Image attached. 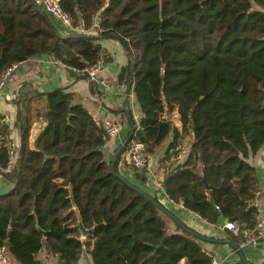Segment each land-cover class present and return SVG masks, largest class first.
Listing matches in <instances>:
<instances>
[{"label":"trees","instance_id":"obj_1","mask_svg":"<svg viewBox=\"0 0 264 264\" xmlns=\"http://www.w3.org/2000/svg\"><path fill=\"white\" fill-rule=\"evenodd\" d=\"M60 3L73 25L83 20L86 30L99 14V32L65 35L42 2L37 6L33 0H0V74L44 54L80 69L101 56L106 64L112 55L101 41L117 42L128 58L118 74L119 84L134 89L142 111L131 141H144L147 154L158 157L173 135L160 158L166 176L176 169L164 185L169 198L219 224L215 205L245 234L252 232L260 222L261 187L248 159L264 146V0ZM165 71L175 80L163 78L161 95L165 101L177 100L182 131L172 120L158 117L161 107H154L148 93V81L156 73L164 77ZM90 87L92 93H101L93 79ZM33 99L44 103L39 111L33 112ZM73 101L74 94L65 87L31 98L18 93L19 155L11 172L3 170L8 127L0 134V171L14 183L11 191L0 195V247L7 246L22 264H43L37 255L45 248L58 257V264H76L86 248L93 264H181L182 260L212 264L200 243L202 236L120 170L131 141L117 148L112 168L103 151L109 139L103 127L83 104ZM38 118L46 124L32 146L31 131ZM188 132L192 142L186 159L173 160ZM125 166L137 181H147L146 169L133 168L128 160ZM204 174L211 189L201 182ZM58 178L73 189L84 213L102 207L108 212L105 223L85 240L75 235L80 228L66 221L69 192L63 186L52 187ZM170 222L176 231L170 230Z\"/></svg>","mask_w":264,"mask_h":264},{"label":"crops","instance_id":"obj_2","mask_svg":"<svg viewBox=\"0 0 264 264\" xmlns=\"http://www.w3.org/2000/svg\"><path fill=\"white\" fill-rule=\"evenodd\" d=\"M39 3L42 0H37ZM52 22L56 25L58 30L62 34H70L74 32H85L91 35L97 34L100 28V16L94 18L93 26L86 30L83 20H80L76 26L72 28L63 25L55 18L50 16ZM102 46L112 55V61L106 63L103 69L98 73L97 78L93 79L97 89L101 91L100 94H94L91 91L90 77L79 76L72 69L65 64L57 63L51 56L44 54L40 56L28 59L25 62L19 64L18 68L12 73L7 84L0 92V134L3 131V127H8V138L20 142V134L16 127V121L18 117V105L15 103V99L18 93L21 91L26 97H33L37 93H48L60 87L68 88V91L74 94V103L83 104L89 112L93 115L94 119L101 123L103 126H107L108 123H118L120 126L119 132L110 136L105 144L103 151L105 159L107 161L116 158L120 145H123L125 140L129 137L132 130V123L138 126L136 118H142V111L136 93L133 88L125 84H119L118 74L122 66L128 62L127 55L122 46L112 40H102ZM164 74L156 73L148 81V93L154 107L160 106L158 117L162 120H172L176 127L182 131V122L179 118L178 102L175 99L165 101L161 95V85L163 78L166 81L172 82L175 80V76L169 71H165ZM107 80L111 83L110 88L106 87L103 83ZM127 104V108L126 107ZM44 105L38 99H33L30 106L33 107V112L39 111ZM46 122L43 119H35L31 131V145L33 146L34 140L38 133L44 127ZM173 135L170 136L169 141L164 145V148L159 152L158 157H153V165L150 170H147V181L142 182L135 179V175L131 168H126L125 162L128 160L129 150L122 155V159L119 163V168L122 173L127 172L129 178L133 182H137L138 185L143 188L147 193L157 196L160 203L164 206L166 211L178 219L180 222L187 226L194 232H197L202 236L200 243L203 249L211 253L220 263H239L242 259L238 249L228 242H233L238 245L244 252L248 261L253 264H261L264 262V243L258 245L248 244L241 236L235 237L237 233L232 232L228 228H221L219 224H214L203 219L198 213L186 208L182 203H176L166 193L163 183L166 176V167L164 162L160 161L166 152L169 143L172 141ZM192 142V134L187 133L182 140L179 150L183 145H188ZM176 156L172 158L175 160ZM186 157L183 159V161ZM248 161L256 168L257 177L260 183L261 191L257 200L259 201L260 208H264V146L260 151L252 155ZM163 163V164H162ZM52 187L57 189L64 187L69 192L68 202L65 207L64 216L66 221L72 226L77 227L79 222L78 211L82 214L84 224L86 228H93L96 224L105 223L108 216V212L105 208H98L93 211H83L82 205L78 199L75 200L73 189L70 186L64 184L63 178H58L52 181ZM14 187V183L8 179L0 171V195L6 194ZM77 198L78 194H77ZM99 209H102L101 214ZM98 211V212H95ZM172 231L177 230V226L174 222H170ZM79 229V228H78ZM94 230V229H92ZM91 230V231H92ZM75 235L82 240L87 238L82 236L80 229L75 232ZM235 237V238H234ZM37 257L43 262V264H58V257L55 256L50 250L45 248L38 253ZM12 264H22L11 254ZM76 264H93L89 249H85L80 256V259ZM181 264H185V260L181 261Z\"/></svg>","mask_w":264,"mask_h":264},{"label":"built area","instance_id":"obj_3","mask_svg":"<svg viewBox=\"0 0 264 264\" xmlns=\"http://www.w3.org/2000/svg\"><path fill=\"white\" fill-rule=\"evenodd\" d=\"M43 6L45 10L57 21L61 22L63 25L72 28L73 21L70 14L64 10L62 7L60 0H42ZM105 6L108 5L109 0H104ZM56 61V60H55ZM57 63L62 64L59 61ZM105 65V58L101 56L98 60L92 64L88 65L87 67L80 69L73 66H69L72 71L76 74L85 75L86 73L89 74L91 79L97 78L98 73L103 69ZM19 63H15L10 67L3 70L0 74V92L3 90L4 86L7 84L8 80L10 79L12 73L18 68ZM103 83L106 87L111 86V83L107 80H104ZM140 118H136V121L139 125ZM98 124L102 125L101 123L97 122ZM103 126V125H102ZM107 132L108 136H114L119 132L120 126L118 123H108L107 126H103ZM8 161L6 166L4 167L5 172H11L15 167L17 160H18V148L19 145L15 140L8 141ZM188 145L181 147L176 155V160H183L185 154L188 152ZM128 161L133 168L137 169H146L150 170L153 165V158L146 152V144L142 140H132L130 143L129 154H128ZM259 215H260V222L255 227V229L246 234V242L251 245H258L264 243V208L261 209L259 203L257 202ZM234 233H238L239 227L233 223H227V227ZM208 253V252H207ZM208 255L212 258V264H220V262L211 254ZM0 264H12L11 263V254L7 246L0 247Z\"/></svg>","mask_w":264,"mask_h":264},{"label":"water","instance_id":"obj_4","mask_svg":"<svg viewBox=\"0 0 264 264\" xmlns=\"http://www.w3.org/2000/svg\"><path fill=\"white\" fill-rule=\"evenodd\" d=\"M33 1L35 2V4H36L37 6L40 5V3H39L37 0H33ZM162 71H164V69H163ZM85 75L89 77V74H88V73H86ZM191 123H193V122L191 121ZM101 126H102V125H101ZM102 127H103V126H102ZM103 129H104V131H105V133H106V135H107V132H106V130H105L104 127H103ZM135 131H136V125H135L134 123H132L131 134H130L129 137L125 140V142H124V144H123L122 146L127 145V144L131 141V138H132V136L134 135ZM107 136H108V135H107ZM108 138H110V137L108 136ZM117 154H118V153H117ZM115 161H116V158H114L113 161H112V168L114 167ZM175 171H176V169H175V168H172L171 172H170V173L164 178L163 182H164V185H165V186L167 185L168 180L170 179V177H172V176L175 174ZM121 178H122L124 181L129 182L125 177L121 176ZM201 182H202V183H205L207 189H211V188H212V186H211L210 184H208V182H207V178H206L205 174H204L203 178L201 179ZM213 207H214V210H215L216 214L218 215V223H219V226H220L221 228H226V227H227V223H229V222H231V221L228 220L227 218H225V217L221 214V212H220V210L218 209L217 206L214 205ZM161 208H164V207L161 206ZM78 214H79V222H78V224H77V227L80 228L81 233H82V236H83V237H86V236L89 234V232H91L92 229H95V228L97 227V224H96L93 228H86V226H85L84 223H83L82 215H81V213H80L79 211H78ZM238 234L242 237L243 240H246V234H245L244 231H242V230L239 229V230H238ZM165 241H166V238H165L164 241L161 243V245H159V246L156 247V249H158L159 247L163 246V245L165 244ZM228 243H229V244H232L236 249H238V251H239V253H240V255H241L243 261L245 262V264H253V263H251L250 261L247 260V258H246V256H245L243 250H242L238 245H236V244L233 243V242H228ZM7 244H8V242H7ZM261 264H264V262L261 263Z\"/></svg>","mask_w":264,"mask_h":264},{"label":"rangeland","instance_id":"obj_5","mask_svg":"<svg viewBox=\"0 0 264 264\" xmlns=\"http://www.w3.org/2000/svg\"><path fill=\"white\" fill-rule=\"evenodd\" d=\"M9 140L8 141H10V140H13V139H11V138H8ZM15 141L17 142V144H18V141L15 139ZM183 146H185V145H183ZM181 150V149H180ZM166 177V176H165ZM164 177V178H165ZM164 183V182H163Z\"/></svg>","mask_w":264,"mask_h":264}]
</instances>
